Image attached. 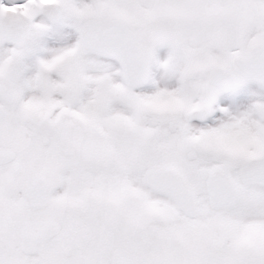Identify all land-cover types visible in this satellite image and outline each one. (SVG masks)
Here are the masks:
<instances>
[{"label": "snow or ice", "instance_id": "snow-or-ice-1", "mask_svg": "<svg viewBox=\"0 0 264 264\" xmlns=\"http://www.w3.org/2000/svg\"><path fill=\"white\" fill-rule=\"evenodd\" d=\"M0 264H264V0H0Z\"/></svg>", "mask_w": 264, "mask_h": 264}]
</instances>
